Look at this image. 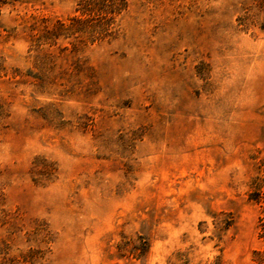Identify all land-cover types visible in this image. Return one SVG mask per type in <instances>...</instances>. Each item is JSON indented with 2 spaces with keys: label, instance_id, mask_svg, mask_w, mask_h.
<instances>
[{
  "label": "rangeland",
  "instance_id": "rangeland-1",
  "mask_svg": "<svg viewBox=\"0 0 264 264\" xmlns=\"http://www.w3.org/2000/svg\"><path fill=\"white\" fill-rule=\"evenodd\" d=\"M79 1L0 0V264H264V0Z\"/></svg>",
  "mask_w": 264,
  "mask_h": 264
},
{
  "label": "trees",
  "instance_id": "trees-1",
  "mask_svg": "<svg viewBox=\"0 0 264 264\" xmlns=\"http://www.w3.org/2000/svg\"><path fill=\"white\" fill-rule=\"evenodd\" d=\"M77 10L80 15L73 16L69 22L58 20L46 33L50 37L58 38L63 33L73 35L87 28L90 32V40L95 41L98 38L109 37L113 34L111 24L114 23L118 14H120L128 6L127 0H80ZM258 196L264 201V193L259 192ZM258 197V200H259ZM263 214L260 216L259 226L261 227V235L264 236V204ZM260 260H264V254L259 251Z\"/></svg>",
  "mask_w": 264,
  "mask_h": 264
}]
</instances>
